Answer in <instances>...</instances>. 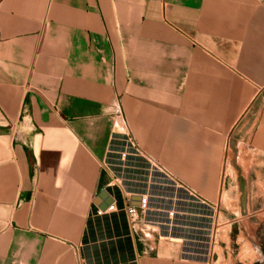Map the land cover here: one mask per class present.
<instances>
[{
  "label": "crops",
  "instance_id": "0c3cea01",
  "mask_svg": "<svg viewBox=\"0 0 264 264\" xmlns=\"http://www.w3.org/2000/svg\"><path fill=\"white\" fill-rule=\"evenodd\" d=\"M260 180L264 0H0V264H255Z\"/></svg>",
  "mask_w": 264,
  "mask_h": 264
},
{
  "label": "built area",
  "instance_id": "2783aa9c",
  "mask_svg": "<svg viewBox=\"0 0 264 264\" xmlns=\"http://www.w3.org/2000/svg\"><path fill=\"white\" fill-rule=\"evenodd\" d=\"M105 189L109 191L112 197L114 198V204L111 205L109 209L106 211H102L98 209L97 211L98 216H104L110 212L116 211L117 210L116 205L121 201V203H124L123 210L127 214L130 224L134 230H137L141 225H144L146 223V215L149 204V199L146 196H137V195L129 196L126 192L123 193L121 191V196L117 197L115 194H113V191H115L114 189L117 190L118 186L108 187ZM133 197L142 198L140 205L137 206L131 204V200Z\"/></svg>",
  "mask_w": 264,
  "mask_h": 264
},
{
  "label": "rangeland",
  "instance_id": "374dc122",
  "mask_svg": "<svg viewBox=\"0 0 264 264\" xmlns=\"http://www.w3.org/2000/svg\"><path fill=\"white\" fill-rule=\"evenodd\" d=\"M228 168H229V172H232L230 173L231 176H234V164H228ZM230 181L232 182V184L235 183V178L232 177V179H230ZM245 182H248V183H245ZM258 181L257 180H243V183H244V189L247 187V186H250V184L252 185L253 184H256ZM263 184V185H261ZM259 185L260 186H264V180H260L259 181ZM244 200L243 202L245 201L246 199V202L248 201V198H251V203H250V206L253 205V203L256 201V196H248V195H244ZM259 202L256 203L255 207H253V210H252V214H256L259 212L258 215H255L254 219H258L262 222V226L259 227V230H258V238H257V241L253 243V252L254 254L256 255L257 259H256V263L255 264H264V212L261 211L264 209L263 207V204H262V201H263V198L260 196L259 197ZM226 213H229V212H234V209L231 208L230 211H225ZM233 216V215H232ZM235 233H237V229H235ZM234 248H237L236 246Z\"/></svg>",
  "mask_w": 264,
  "mask_h": 264
},
{
  "label": "water",
  "instance_id": "95a60500",
  "mask_svg": "<svg viewBox=\"0 0 264 264\" xmlns=\"http://www.w3.org/2000/svg\"><path fill=\"white\" fill-rule=\"evenodd\" d=\"M141 200L142 198L140 197H133L131 200V204L138 206L140 205ZM95 204L100 210L106 211L109 209L111 205L114 204V198L112 197L109 191H107L106 189H103L96 196Z\"/></svg>",
  "mask_w": 264,
  "mask_h": 264
}]
</instances>
